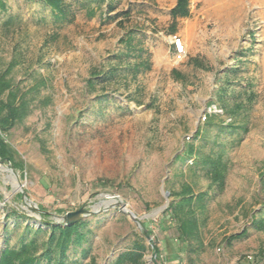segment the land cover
Wrapping results in <instances>:
<instances>
[{"label":"rangeland","instance_id":"1","mask_svg":"<svg viewBox=\"0 0 264 264\" xmlns=\"http://www.w3.org/2000/svg\"><path fill=\"white\" fill-rule=\"evenodd\" d=\"M3 1L0 73L31 109L0 135L18 175L0 163V252L45 239L52 214L102 209L111 196L143 216L186 182L203 194L196 264H264V0H185L176 15L178 0H64L63 15L43 0ZM220 122L231 126L217 134ZM199 156L220 157L221 188ZM83 220L67 264H114L136 242L151 264L147 240L115 207ZM143 221L166 264H187L167 216Z\"/></svg>","mask_w":264,"mask_h":264},{"label":"trees","instance_id":"2","mask_svg":"<svg viewBox=\"0 0 264 264\" xmlns=\"http://www.w3.org/2000/svg\"><path fill=\"white\" fill-rule=\"evenodd\" d=\"M55 14L63 15L67 4L64 0H43ZM185 0H178V5L172 11L176 15L178 8L184 4ZM178 9V10H177ZM6 10V5L3 0H0V13ZM184 14V13H182ZM173 48V47H172ZM7 72L0 73V135L9 132L16 122L21 121L28 116L31 109V101L26 92H21L15 87L9 78ZM98 74L94 73L87 79V83L91 87L95 84V77ZM213 115H207V121ZM230 124L219 123L217 134L228 130ZM219 146H223L228 141L218 142L213 141ZM192 150L187 153V156L192 154ZM8 157L11 165L15 166L11 153L8 151L6 144L1 136L0 138V158ZM195 165H201L211 178L212 181L218 182L219 187L223 183V164L220 157L214 156H199L194 159ZM221 172V173H220ZM170 199L167 207L161 212L162 216H167L169 226L175 230V239L180 243L182 252L186 255L187 264H196L192 259V255L200 252L204 248L203 240L200 235V225L203 219L200 218V213L203 212V194H193L192 187L188 183H183L179 191L169 190ZM261 224V222H260ZM143 225L147 232V228L143 221ZM47 236L43 240H38L35 237L29 239H21L14 246H5L0 252V264H67L68 251L73 244H81L86 239L87 223L83 218L70 225L62 224H47ZM29 231L43 232L42 227L33 228L30 225H25ZM245 232L235 235H229L224 238V243L229 246L233 239L240 238ZM142 235V234H141ZM135 250H127L118 254L114 260V264H144L143 250L144 246L135 243ZM87 255V251L82 253ZM156 259L162 264H166L165 259L161 258V253L156 248ZM73 264H79L76 261Z\"/></svg>","mask_w":264,"mask_h":264},{"label":"water","instance_id":"3","mask_svg":"<svg viewBox=\"0 0 264 264\" xmlns=\"http://www.w3.org/2000/svg\"><path fill=\"white\" fill-rule=\"evenodd\" d=\"M6 162L10 166V168H7L8 171L12 172L16 179H18V175L16 171L12 168L11 162L8 157L6 158H0V163ZM23 198L29 202L32 203L28 197L25 196L24 192L21 191ZM168 191L163 192V196L165 198L164 204L159 206L158 208L152 210L151 212L143 215V216H136L134 212L130 209L129 205L121 200H117L114 197L106 196V200L98 201V204H102L103 208L99 209L95 206H92L90 209H86L84 206L80 207L79 209H76L74 211H68L63 214H52V221L51 224H62V225H70L73 224L79 220H81L83 217L87 215H93L95 213H98L99 211L106 210L108 208H116L121 214L128 216L137 226L142 236L147 240L151 252L149 255V261L151 264H162L158 262L156 259V246L154 244V240L152 236L147 232L146 228L143 225V219L145 218H152L162 212L168 205ZM113 200V201H110ZM35 210L40 211L37 207H34ZM239 264V263H237Z\"/></svg>","mask_w":264,"mask_h":264},{"label":"built area","instance_id":"4","mask_svg":"<svg viewBox=\"0 0 264 264\" xmlns=\"http://www.w3.org/2000/svg\"><path fill=\"white\" fill-rule=\"evenodd\" d=\"M171 44L173 47V52L176 60L177 61L182 60L185 54L184 43L182 39L177 35H173L171 37ZM178 264H185V262H180Z\"/></svg>","mask_w":264,"mask_h":264},{"label":"bare ground","instance_id":"5","mask_svg":"<svg viewBox=\"0 0 264 264\" xmlns=\"http://www.w3.org/2000/svg\"><path fill=\"white\" fill-rule=\"evenodd\" d=\"M227 1H228V0H227ZM14 186L17 187L16 184H14ZM110 201H113V200H110Z\"/></svg>","mask_w":264,"mask_h":264}]
</instances>
